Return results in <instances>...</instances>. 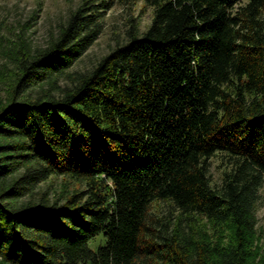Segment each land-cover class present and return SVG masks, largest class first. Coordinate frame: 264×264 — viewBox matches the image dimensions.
<instances>
[{
	"label": "trees",
	"instance_id": "1",
	"mask_svg": "<svg viewBox=\"0 0 264 264\" xmlns=\"http://www.w3.org/2000/svg\"><path fill=\"white\" fill-rule=\"evenodd\" d=\"M143 1L146 30L58 96L26 92L68 73L110 2L81 4L48 46L20 57L0 103L4 263L249 264L264 186V0ZM52 176L82 186L50 199L38 190ZM155 202L177 210L173 226L153 218ZM197 215L231 225L233 240L196 238Z\"/></svg>",
	"mask_w": 264,
	"mask_h": 264
},
{
	"label": "rangeland",
	"instance_id": "2",
	"mask_svg": "<svg viewBox=\"0 0 264 264\" xmlns=\"http://www.w3.org/2000/svg\"><path fill=\"white\" fill-rule=\"evenodd\" d=\"M101 1L110 4L105 8L103 30L98 39L55 84L45 82L29 88L26 93L33 97L45 91L60 95L61 89L71 86L76 75L89 71L108 52L125 43L129 31L146 30L151 22L152 8L143 0H0V103L7 101L16 84L20 57L35 54L48 46L78 6ZM225 168L221 157L212 159L213 182L220 181ZM81 186L67 176H52L38 191L55 199L66 197ZM152 211L153 218L160 223L174 221L171 226L178 217L177 210L165 202H155ZM256 218V232L249 244V264H264V186L259 193ZM190 227L196 238L214 246L228 244L234 237L231 225L218 224L202 215L195 216ZM0 264L7 263L0 260Z\"/></svg>",
	"mask_w": 264,
	"mask_h": 264
}]
</instances>
